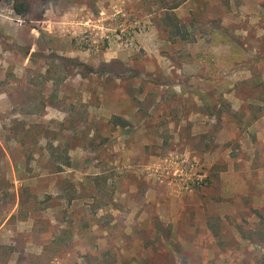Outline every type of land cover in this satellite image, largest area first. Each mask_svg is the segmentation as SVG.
Masks as SVG:
<instances>
[{"label":"rangeland","instance_id":"rangeland-1","mask_svg":"<svg viewBox=\"0 0 264 264\" xmlns=\"http://www.w3.org/2000/svg\"><path fill=\"white\" fill-rule=\"evenodd\" d=\"M259 2L0 1V264H264L263 130L193 63L259 73Z\"/></svg>","mask_w":264,"mask_h":264},{"label":"crops","instance_id":"crops-1","mask_svg":"<svg viewBox=\"0 0 264 264\" xmlns=\"http://www.w3.org/2000/svg\"><path fill=\"white\" fill-rule=\"evenodd\" d=\"M261 5V2H259L253 11H250L249 9L247 10V8L244 7L242 8L243 13H247L249 16V23L246 26L253 28L255 40L264 39V24H262V11H260V9L262 10ZM242 33L248 35L249 31L244 29ZM208 47L209 50L206 51L205 54L193 60L194 66L205 65L208 75L213 76L216 80L222 79L228 83L227 85L230 91L224 93L222 97L223 102L230 105L232 111L246 115L247 111L245 108L253 106L256 111V116L254 117V127L259 131L263 130L262 132L264 133V76L259 77L262 75L264 68H260L261 70L259 73L256 72L254 76H247L249 71H245L243 68H240L235 72L233 69L236 63L239 64L243 58L240 57L239 53H237V51L225 38L217 34L212 35V40ZM208 58H210L211 62L209 64L207 63ZM239 66H241V64ZM221 74H225V79L223 78L224 76H221ZM247 83L255 84V87L249 92L250 94L253 93V96L255 97L254 101L252 102L247 98L248 94L242 95L243 93L240 89V86H244ZM236 86L237 89H234ZM14 236L16 237V234H14ZM28 236L29 239L34 243L33 237L35 235L28 234ZM53 240L54 238L52 237L50 241ZM41 247L42 245L39 246L38 249Z\"/></svg>","mask_w":264,"mask_h":264},{"label":"trees","instance_id":"trees-1","mask_svg":"<svg viewBox=\"0 0 264 264\" xmlns=\"http://www.w3.org/2000/svg\"><path fill=\"white\" fill-rule=\"evenodd\" d=\"M0 1H8L12 3V7L16 15L23 17V18H25L30 13L31 6H32L31 0H0ZM241 49L242 48H239L237 52H241ZM80 65H83V64H80ZM219 97L222 100V96L220 95Z\"/></svg>","mask_w":264,"mask_h":264},{"label":"built area","instance_id":"built-area-1","mask_svg":"<svg viewBox=\"0 0 264 264\" xmlns=\"http://www.w3.org/2000/svg\"><path fill=\"white\" fill-rule=\"evenodd\" d=\"M182 175H183V174H181V176H182ZM199 181H200V180H198V183H199Z\"/></svg>","mask_w":264,"mask_h":264}]
</instances>
